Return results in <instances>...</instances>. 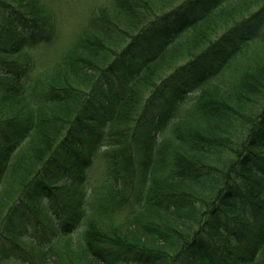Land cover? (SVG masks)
<instances>
[{"label": "trees", "instance_id": "trees-1", "mask_svg": "<svg viewBox=\"0 0 264 264\" xmlns=\"http://www.w3.org/2000/svg\"><path fill=\"white\" fill-rule=\"evenodd\" d=\"M53 17L0 0V264H264V0Z\"/></svg>", "mask_w": 264, "mask_h": 264}, {"label": "rangeland", "instance_id": "rangeland-1", "mask_svg": "<svg viewBox=\"0 0 264 264\" xmlns=\"http://www.w3.org/2000/svg\"><path fill=\"white\" fill-rule=\"evenodd\" d=\"M49 8L53 13L54 18V34L51 44H56L57 47L62 51L63 47L67 46L71 39H74L76 34L84 27L89 17V14L93 9L99 5L105 3L107 0H47ZM73 37V38H72ZM48 47V45H47ZM56 48H43V46L34 49L33 57L37 63L38 71L51 65L54 61V57L57 52ZM90 179L95 182V185L100 184L102 176L98 169V165L94 166L90 171ZM53 211V210H52ZM46 209L37 210V218L43 223L47 224L50 217L55 212ZM57 248L60 252H66V244L64 242L59 243ZM27 250V249H26Z\"/></svg>", "mask_w": 264, "mask_h": 264}]
</instances>
